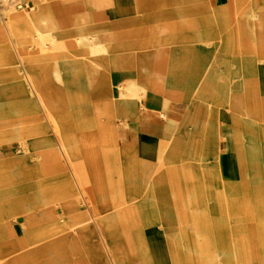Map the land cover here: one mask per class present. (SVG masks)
I'll use <instances>...</instances> for the list:
<instances>
[{
    "label": "crops",
    "instance_id": "crops-1",
    "mask_svg": "<svg viewBox=\"0 0 264 264\" xmlns=\"http://www.w3.org/2000/svg\"><path fill=\"white\" fill-rule=\"evenodd\" d=\"M28 1L31 5L28 10L31 11L35 4L32 0ZM205 1L211 7V15L206 17L203 15ZM251 1L258 2L261 7L257 21L252 16H247L253 7ZM234 2H238V8L243 7V9H246L244 4L248 2L247 15L242 9L233 13ZM140 3L146 9L145 17L151 22L156 15L154 0H115L112 1L113 5L110 3L91 9H86L83 0H49L48 2L38 0L39 9H32L34 10L32 15L42 21L46 27L41 34L37 32L32 16L22 18L24 22L20 21L21 23L20 16L11 20L16 28L29 31L44 42L50 38L51 40L65 38L66 49L69 51L66 54L62 53V56L57 50L58 46L50 48L53 55L49 60L42 62L45 66H49L44 83H40L25 69V78L34 92V98H27L32 93H28L23 84L15 82L17 75L12 63L7 71L0 69V107L5 102L16 104L26 97L23 109L33 112L36 103L54 130L55 128L58 130L56 132L60 149L70 154L68 147L67 151L63 149V144H66L62 139L58 114H54L50 108L41 88L44 84L49 85L48 81L60 80L61 76H58L60 65H64V72L68 73L66 81L73 82L74 49L75 46L82 47L83 52L87 54L88 51L90 54L88 58L91 62L88 60V63L99 65L97 76L102 96L109 100L110 112L118 115L121 100L129 104L128 113L131 116L125 115L123 121L130 123L133 119L132 129H138V136L154 145L157 152L165 143L170 144L172 138L167 140L176 131L178 133L173 144L179 140L180 146L182 144L194 146L196 225H200L201 240L205 237V240L212 241V263L214 258L220 255V251L216 254L214 251L217 249L214 243L217 240L214 236L216 231L219 235L218 241L220 240L218 249H222L223 256L229 257L227 264H249L251 234L253 233L254 240L264 241V0L176 1L175 14L178 16L179 29L176 31L177 35H174V40L183 47L178 48V44L177 49L176 46L171 49L162 47L161 60L156 62L153 42V48H147L146 61L139 62V45L137 41L133 42L136 47H133L132 43L131 64H142L144 71L141 76H135L133 70L129 73L113 65L115 63L122 66L124 54V57L128 58L127 52H124L127 48L124 46L123 38L128 35L135 37L134 34H137ZM155 4L157 7H166L164 0H155ZM218 11L229 13L232 28L223 27L225 22L220 21ZM162 13L167 14L170 11L164 10ZM85 14L88 15V21L79 24L78 18ZM183 17L184 23L181 22ZM2 22L6 28H9L5 18ZM166 28H169L166 24L154 25L152 22L144 29L153 40L160 41L171 37L169 35L167 37ZM101 29L110 34V48L105 52L106 54L102 52L93 54L89 47L77 45L79 38L95 36L98 31V33L102 32ZM233 29L236 30L237 37L232 36ZM3 31L0 28V50L9 43ZM8 34L12 35L9 31ZM246 39L249 41V48L257 50L258 57L254 55L247 57L246 52L243 51ZM28 40L29 37L20 40L22 51L28 49L29 46L25 44ZM10 43L15 47L14 40ZM16 58L22 62L19 53ZM176 65L178 70L175 68ZM161 67L164 71L160 72L161 76L158 77L157 71L159 72ZM55 74L58 77L55 78ZM4 75L9 76L4 77ZM85 79L87 85L92 86L90 77L87 76ZM117 80H123L125 84L117 83ZM156 81L162 82L158 88ZM81 95L87 96L84 93ZM192 96H196L197 100L190 104L188 98ZM140 97L143 98L142 101ZM205 97L208 103H204ZM137 103L140 106H137L135 111L134 107ZM7 105L10 106L6 104L5 107ZM156 109L159 112H156ZM88 111L87 107H81L78 111L84 114L81 120L79 119L81 122L88 120ZM160 112H164L167 116L163 117ZM108 122L116 127L114 118L108 119ZM175 125H178L177 129ZM9 148L14 150L13 144ZM0 150H3L2 146ZM74 151L77 153L79 150L74 149ZM182 154L179 148L173 155L177 157ZM183 156L186 157V154ZM204 160L210 161L208 165L212 168L211 171H216V177L211 173L209 179L208 165L202 163ZM71 164L74 168L73 177L80 192L74 160ZM25 165L24 154L9 158L0 156V176L4 178L3 182L6 184L0 188V209H3L0 215L2 214L4 218L11 217L12 220L22 216L27 217L33 209L38 213L42 212L40 207L47 202L46 198L36 196L30 204L22 205L20 203L27 200V197L19 196L18 201L11 197L15 192H26L28 184L33 183L34 174L26 173ZM25 175L29 180L22 182ZM15 180L19 183L16 184ZM5 197L7 198L4 200ZM15 203L19 205H11ZM11 209L17 210L11 211ZM53 210L56 214L59 213L58 210ZM121 212L123 214L122 210ZM91 215L95 219L92 210ZM22 222L12 221L15 229L20 232L23 229L19 224L27 225L26 220ZM96 223L99 229L98 221ZM43 230L42 228L35 233V240L32 243L24 245V251L29 249L27 247L34 246L33 250L26 251L25 255L51 257L65 253L63 248L66 247V243L62 239H57L59 242L42 241L45 233ZM230 241L236 242L237 245L224 244ZM54 252L56 254H53ZM261 252H264V249ZM259 256H264V253Z\"/></svg>",
    "mask_w": 264,
    "mask_h": 264
},
{
    "label": "rangeland",
    "instance_id": "rangeland-1",
    "mask_svg": "<svg viewBox=\"0 0 264 264\" xmlns=\"http://www.w3.org/2000/svg\"><path fill=\"white\" fill-rule=\"evenodd\" d=\"M32 1L35 9H39L38 0ZM164 1L166 7L162 8L157 7L154 0L156 15L151 22L145 17L146 9L140 3L137 34H134L135 37L128 35L123 38L124 46L127 48L124 52H127L128 58H125L124 54L123 65L114 63V67L122 68L129 73L133 70L135 76L142 75L144 72L142 64L132 65L130 60L132 43L136 41L139 45V62L146 61L147 48H153V42L156 62L161 60L162 47L171 49L176 46L177 49L178 42L174 40V35H177L179 22L175 14V2L179 0ZM203 3L204 17L211 15L210 4L206 1ZM237 3L234 2L233 13L242 9L247 15L248 2L244 4L246 9L238 8ZM251 4L253 7L247 16H252L257 21L260 17V4L255 1H251ZM164 10H169L170 13L163 14ZM26 11L11 13L5 10L3 13L9 28H6L2 20H0V28L4 30L9 43L0 50V69L7 71L12 63L17 75L15 82L23 84L27 92L32 93L27 98H34V92L25 78V69L40 83H44L49 66H45L42 62L49 60L53 55L50 48L58 46L60 55L68 53L69 50L66 49L65 38H54V40L50 38L48 41L45 40L46 43L31 32L16 28L15 24L11 23V19L20 16L19 22H24L22 18H29L34 13V10ZM217 14L220 15V21L225 22L223 27L232 28L229 13L227 15L218 11ZM152 22L154 25L169 26L166 28L167 37L168 35L171 37L166 40H153L144 29ZM181 22L184 23V17ZM8 31L11 32V36ZM232 36L237 37L235 29ZM25 37H29L28 42L25 43L29 47L26 51H22L20 40L26 39ZM12 40L16 42L15 47L10 43ZM244 41L243 51L246 52L247 57L250 55L258 57L257 50L249 48L247 39ZM133 47H136L134 43ZM179 47L183 46L178 44ZM18 53L23 63L16 58ZM84 53L82 47L75 46L73 82L66 81L68 73L64 72V65H60L58 69L60 80L48 81L49 85L44 84L41 88L50 108L54 114H58L62 139L69 148L70 154L60 149L56 132L58 130H54L36 103L33 112L23 109L26 97L16 104L5 102L2 104L4 107H0V146L3 147L0 156L9 158L24 154L26 160L24 170L26 173L34 174L33 183L28 184L27 191L15 192L11 197L16 201L19 196L27 197V200L20 203L22 205L30 204L36 196H42L47 201L40 207L42 212L38 213L33 209L27 217L10 220L11 217L4 218L2 214L0 215V264L7 263L10 258L15 259L7 264H42L40 256L25 255V252L33 250L34 246L27 247L29 249L24 251V245L32 243L35 240V233L42 228L45 231L42 241L62 239L66 243L62 260L55 264L229 263V257L223 256L222 249H218L220 240L218 241L219 235L216 231L214 236L217 240L214 243L217 249L214 251L215 254L220 251V255L218 258L215 257L212 263V241L205 240V237L201 240L200 225H196L194 146L185 144L180 146L179 140L173 144L177 131L167 140L172 138L170 144L165 143L158 152L149 141L139 137L138 129H132L133 119L130 123L123 121L125 115L131 116L128 113L129 104L121 100L118 115L110 112L109 100L102 96L98 73L94 70L98 65L88 63L90 54L88 51L87 54ZM175 68L178 70V65ZM54 76L58 77L56 74ZM87 76L96 77L90 87L85 79ZM116 82L125 84L123 80ZM156 83L158 88L161 84ZM83 93L87 96H82ZM188 99L190 104L197 100L196 96ZM205 100L204 103H208L206 97ZM6 104L10 106L5 107ZM137 106L140 104H136L135 111ZM81 107H87L89 110L86 122L80 121L84 115L78 112ZM113 118L117 129L108 122V119ZM177 126L175 125L176 129ZM12 144L14 150L9 148ZM179 148L180 154H186V157L183 154L177 157L173 155ZM74 149L79 150L78 154ZM72 160L77 167L76 171L80 173L82 182L80 192L73 177ZM202 163L208 165L210 161L204 160ZM207 169L209 179L211 173L216 177V171H211L209 165ZM27 177L25 175V180L23 179L22 182L29 180ZM3 179L0 176V188L6 185ZM15 182L19 183L17 180ZM11 205H19V203ZM53 209L58 210L59 213L56 214ZM13 210L17 209H11ZM91 210L96 220L93 219ZM2 211L3 209H0V213ZM23 220H26L27 225L19 224L23 229L20 232L15 229L12 221L23 223ZM96 221L99 223V229ZM25 233L27 235H24ZM251 237L249 264H264V256H259L264 253L261 252L264 249V241L254 240L253 233ZM233 243L224 242L225 245H233ZM234 244L237 245L236 242Z\"/></svg>",
    "mask_w": 264,
    "mask_h": 264
},
{
    "label": "bare ground",
    "instance_id": "bare-ground-1",
    "mask_svg": "<svg viewBox=\"0 0 264 264\" xmlns=\"http://www.w3.org/2000/svg\"><path fill=\"white\" fill-rule=\"evenodd\" d=\"M78 1V0H77ZM84 1V3H85V5H86V9H91L92 7L94 8H96V7H98V6H101V5H106V4H112V1L114 2L115 0H83ZM76 2V1H75ZM82 2V1H81ZM118 2V1H117ZM125 3V2H124ZM73 4V3H72ZM71 4V5H72ZM113 5V4H112ZM62 6H65V5H62ZM61 6V7H62ZM70 6V5H69ZM73 6V5H72ZM77 6H78V4H77ZM76 6V7H77ZM80 6V5H79ZM115 6V5H114ZM43 7V6H42ZM71 7V6H70ZM75 7V8H76ZM177 7V6H176ZM64 8V7H63ZM66 8V10L68 9L67 7H65ZM64 8V9H65ZM74 8V7H73ZM83 8H84V6H83ZM104 8V7H103ZM106 8V7H105ZM33 9H35V7L33 8ZM5 10H9V12H16V11H23V10H25V9H13V8H7V9H4L3 10V12H2V16H0V20H3L5 17L3 16V13H4V11ZM32 10V9H31ZM73 10V9H72ZM83 10V9H82ZM116 10V9H115ZM176 10V9H175ZM64 11V10H63ZM70 11V10H69ZM26 12H29V10H27ZM38 12V11H37ZM65 12V11H64ZM72 12H74V10L72 11ZM64 14V13H63ZM66 14V13H65ZM30 16H32L31 18H32V20H33V23H34V26H35V28H36V30H37V32L39 33V34H41V33H43V31H45V26H44V24H43V22L42 21H40L38 18H35V17H33V15H30ZM92 16V15H91ZM17 16H15V17H13L11 20H13L14 18H16ZM91 18V17H90ZM115 18H117V17H115ZM93 19V18H92ZM88 21V15L87 14H85V15H83V16H80L79 18H78V22H79V24H82V23H85V22H87ZM74 28V27H73ZM101 31H102V29H101ZM110 31V30H109ZM99 32V31H98ZM97 32V34L95 35V36H84V37H81V38H79L78 40H77V45H84L85 47H89L90 49H91V52L93 53V54H96V53H105V52H108L109 51V48H110V34L107 32V31H102V32H100V33H98ZM93 34V33H92ZM155 41H157V40H155ZM159 41V40H158ZM113 51V50H112ZM106 54V53H105ZM98 57V56H97ZM102 57H100V59H101ZM108 59V58H107ZM109 62V61H108ZM107 64V63H106ZM99 66V65H98ZM109 68V67H108ZM161 69H163V67H161ZM161 69H159L160 71L158 72L157 71V74H158V77H160L161 75L159 74L160 72H163L164 71V69L163 70H161ZM95 71H97V73H98V67L96 68V69H94ZM106 71H108V70H106ZM109 72V71H108ZM163 74V73H162ZM95 75V74H94ZM96 77L94 76H92V77H90V80H91V82L93 83V81H94V79H95ZM114 81V80H113ZM156 82H159L160 84L162 83L161 81H156ZM145 89V88H144ZM144 91V90H143ZM148 92V91H147ZM122 97H124V96H122ZM142 97H140V100L142 101ZM15 103V102H14ZM25 106V105H24ZM144 106V105H143ZM156 112H159L157 109L155 110ZM168 114V113H167ZM160 115H162L163 117H166L167 115L164 113V112H160ZM55 130H56V128H55ZM63 149L64 150H66L67 151V146L66 145H64L63 144ZM173 152V151H172ZM175 153V152H174ZM76 176H77V181H78V184H79V187H80V189H81V184H82V182H81V180H80V173L79 172H77L76 171ZM27 207H30V205H27ZM96 219V218H95ZM38 239V238H37ZM29 245V244H28ZM29 256V255H28ZM63 256V254H58L57 256L55 255V256H49V257H39L40 258V263H42V264H55V263H57V261H59V260H62V257ZM35 257H38V256H35ZM13 259H15V258H10V260H8V262L7 263H9V262H12L13 261ZM6 262H4V263H2V264H5ZM6 263V264H7Z\"/></svg>",
    "mask_w": 264,
    "mask_h": 264
},
{
    "label": "built area",
    "instance_id": "built-area-1",
    "mask_svg": "<svg viewBox=\"0 0 264 264\" xmlns=\"http://www.w3.org/2000/svg\"><path fill=\"white\" fill-rule=\"evenodd\" d=\"M7 8L28 10L31 5L28 0H0V16H2L3 10Z\"/></svg>",
    "mask_w": 264,
    "mask_h": 264
}]
</instances>
